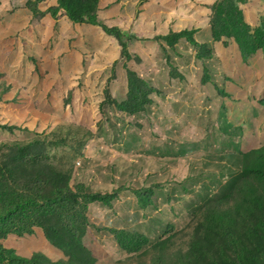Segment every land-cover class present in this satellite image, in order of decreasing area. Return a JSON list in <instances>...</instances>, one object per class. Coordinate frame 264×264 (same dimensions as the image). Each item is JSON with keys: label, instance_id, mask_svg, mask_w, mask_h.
<instances>
[{"label": "rangeland", "instance_id": "obj_1", "mask_svg": "<svg viewBox=\"0 0 264 264\" xmlns=\"http://www.w3.org/2000/svg\"><path fill=\"white\" fill-rule=\"evenodd\" d=\"M24 1L13 8L14 19H4L12 7L0 13V178L5 173L11 192L31 184L49 196L56 186L51 173L63 171L71 176L74 197L52 208H26L15 227L33 233L0 243L37 264H210L193 258L190 247L204 216L226 208L245 178L237 153L255 148L250 140L257 122L250 111L264 98V70L254 60L248 76L226 41L219 46L229 56L224 73L209 58L205 33L198 45L192 34H179L226 0L205 9L201 0L197 7L191 2L183 8L190 29L176 36L167 24L179 18L175 7L159 0H130L124 7L121 0H101V25L63 24L60 36L45 45L36 21L56 1L44 0L41 14ZM102 25L120 29L129 59ZM129 71L141 79L132 91ZM42 173L51 185L35 184ZM84 193L105 201L85 206L79 201ZM39 217L64 232L73 220L78 234L65 233L73 245L68 254L35 227ZM116 230L149 243L128 253Z\"/></svg>", "mask_w": 264, "mask_h": 264}, {"label": "trees", "instance_id": "obj_2", "mask_svg": "<svg viewBox=\"0 0 264 264\" xmlns=\"http://www.w3.org/2000/svg\"><path fill=\"white\" fill-rule=\"evenodd\" d=\"M58 5L49 7L45 12L50 13L57 18L61 11H65L67 16L75 24H92L101 25L99 22V10L101 0H57ZM29 1L28 8L35 13H40L38 4ZM244 0L222 1L216 7H212V19L210 22L212 38L215 42H223V40H233L239 51L243 64H248L249 60L260 51L264 63V18L260 26L252 29L248 26L243 18L240 5H244ZM44 12H42L43 15ZM37 15V14H36ZM103 26V25H102ZM104 30L115 35L122 47L124 48V56L130 58L127 46L123 43L124 36L117 27L110 28L103 26ZM195 31H184L180 33L182 38L192 34V44H197L194 39ZM176 36L178 34L172 33ZM212 58V55L209 57ZM208 58V59H209ZM141 81L138 74L129 71V85L131 91L134 90L136 81ZM207 81V80H206ZM264 106V98L259 102ZM124 104H128V101ZM123 104V105H124ZM264 146V145H263ZM252 149L248 152H238L237 156L243 163L244 179L236 185L235 194L230 195V204L226 208H212L208 214L204 216L202 227L203 231L192 242L190 252L193 258L207 261L210 264H264V147ZM24 171L25 166H22ZM53 171V168H50ZM43 174V173H42ZM55 176L53 195H47L44 188L36 190L29 188L30 194L26 193L28 188H21L23 192H11L6 185L10 183L5 179V173H1L3 177L0 179V241L9 235H25L32 234L30 228L18 230L16 226L18 216L24 212L26 208L32 206H40L42 203L55 207L67 202L74 197V191L71 189V176L63 171L55 170L51 173ZM44 175V174H43ZM41 177V174L38 175ZM46 181V182H45ZM42 183V184H39ZM22 185V182H18ZM35 184L48 186V175ZM33 191V192H32ZM96 200L105 201L102 196L84 193L79 201L85 206L89 202ZM73 220H69L66 232L49 224L45 218H37L35 227L44 230L47 241L54 247L68 254L71 245L66 240L67 234H78L74 229ZM8 225V229H6ZM14 226V227H13ZM15 228V229H14ZM116 238L121 247L128 253L137 252L149 242L148 239L138 233H127L125 231L116 230ZM75 238H73L74 244ZM68 239V238H67ZM78 242V241H77ZM36 258L26 259L16 256L12 251H8L0 243V264H37ZM46 264H74L73 262L50 263L45 259ZM161 264V263H158Z\"/></svg>", "mask_w": 264, "mask_h": 264}, {"label": "crops", "instance_id": "obj_3", "mask_svg": "<svg viewBox=\"0 0 264 264\" xmlns=\"http://www.w3.org/2000/svg\"><path fill=\"white\" fill-rule=\"evenodd\" d=\"M29 1L36 2V0H25L24 3L26 4L27 8H28L27 4ZM54 1H56V2L52 3L53 6H57L58 1L57 0H54ZM159 1H161V3H163L165 5L179 9L178 12H176L179 14V16H178L179 18H177L175 16L173 19H171L174 21L167 23V24L171 23L170 26H171V28H173L174 33H180L183 30H185V28H186L185 26L187 24H186V22L183 21V20H185L183 17V15H184L183 8H186L191 2H193L192 4H194V2H196V1L195 0H159ZM163 1H167V2L165 3ZM216 1L217 0H211V1L210 0H201L202 6H200V7H201V9H205L204 5H206V6L209 5V7L214 6L216 4L215 3ZM41 2H43V3H41ZM41 2L38 4L39 10H41L40 7H43L42 4H44V0H42ZM126 2L127 3L130 2V0H121V6L124 7V4L125 5L127 4ZM153 2H155V0H151V3H153ZM134 3L137 6L136 1ZM19 4H20L19 0H5V3H4V0H0V13L4 7H7V8L12 7V10L10 11V13L5 16V18H4L5 20L9 21V20H12L15 18V9H13V8H16L17 6H19ZM194 5H195V7H197L196 4H194ZM53 6H51V7H53ZM240 9L242 10L244 21L248 26H250L252 29L259 27L260 20L264 18V0H249L247 3L242 5L240 7ZM46 10H41V11L45 12ZM26 11H28V10H26ZM208 11L210 12L209 15H206L204 13V15L203 14L201 15L200 19H197L195 21V23H192L191 30L192 31L194 30L196 32L195 33V40L197 43L201 42L199 39L201 34L202 33L206 34V38L208 40H207V42H204V44H206V45L208 44L212 47V59L214 61L218 60L219 65L221 66L223 72L225 73V72H228L227 68H228V57L229 56L227 53L222 51V49L224 50V48L220 49L219 46H221V44H223V43H226V41L227 42L228 41L233 42V40H223V42H220V43L215 42L213 40L211 26H210L212 12L210 10H208ZM64 13H65V11H61L57 18H55L50 13H47L44 16H42L40 18V20L36 21L39 25V29H40L39 32H40V37H41V39L39 38L38 40L39 41L41 40L42 45H45L46 39H51V37L55 38L56 35L60 36V29H62L63 24H69V23H71L72 25L75 24L73 21H71V19L67 16V14L66 13L64 14ZM141 17H142L141 19L145 18V14L142 13ZM177 20H178V22H177ZM181 20H182V22H181ZM45 25H46V27H44ZM76 25H81V24H76ZM186 29L188 30L190 28L187 27ZM46 32H48V33H46ZM51 35H53V36H51ZM42 47H45V46H42ZM232 48L233 49L231 51L233 52V54L235 56L234 57L235 61L240 62V64L244 67V72H246L248 74V76H251V74H252L251 68H252V64H253L254 60L259 61L262 64L261 65L262 70H264L263 69L264 63H263V58H262L261 53L257 52V54H255V56L249 60L248 64L245 65V64H243V62L240 58L239 51H238L237 46L235 45L234 42H233ZM54 54H55V52H53V55ZM247 116H248V114H247ZM250 116H251V119H253L255 121V123L257 122V125L254 129V131H256V132L254 134H252V139L250 140V143L253 144L254 147L256 148V146L264 145V106H262L259 103H257L256 106H252L251 111H250ZM255 144H257V145H255ZM255 148H253V149H255Z\"/></svg>", "mask_w": 264, "mask_h": 264}]
</instances>
